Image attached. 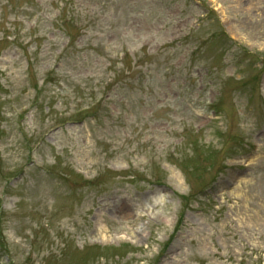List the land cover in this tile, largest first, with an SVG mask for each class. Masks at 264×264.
<instances>
[{
	"label": "rangeland",
	"instance_id": "obj_1",
	"mask_svg": "<svg viewBox=\"0 0 264 264\" xmlns=\"http://www.w3.org/2000/svg\"><path fill=\"white\" fill-rule=\"evenodd\" d=\"M0 264H264V0H0Z\"/></svg>",
	"mask_w": 264,
	"mask_h": 264
}]
</instances>
